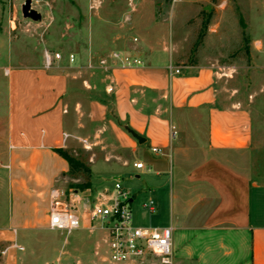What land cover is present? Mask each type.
Returning <instances> with one entry per match:
<instances>
[{"label":"crops","instance_id":"obj_1","mask_svg":"<svg viewBox=\"0 0 264 264\" xmlns=\"http://www.w3.org/2000/svg\"><path fill=\"white\" fill-rule=\"evenodd\" d=\"M83 1L86 25L73 64L67 53L47 66L38 51L33 62L8 58L1 69L0 264H31L40 250L1 255L24 244L20 186L48 197L70 169L56 150L74 148L90 155L96 192L112 188L103 172L154 177L148 190L157 209L143 210L160 211L157 227L173 228L174 264H264V184L248 163L259 140L255 108L223 95L212 62H188L191 23L213 0H171L169 8L154 0ZM114 52L143 65L122 68L111 58L105 68H88Z\"/></svg>","mask_w":264,"mask_h":264},{"label":"rangeland","instance_id":"obj_2","mask_svg":"<svg viewBox=\"0 0 264 264\" xmlns=\"http://www.w3.org/2000/svg\"><path fill=\"white\" fill-rule=\"evenodd\" d=\"M31 1L32 8L41 15L40 21L35 22L23 17L22 6L26 0H0V126L4 120L6 100L1 69L8 58L30 63L37 58L38 51L43 53L44 57L46 53L75 55L80 42V30L82 25H86L81 21L80 15L84 6L88 9V4L83 0ZM154 1H163L165 8L170 7L171 1ZM191 25L194 28V55L191 54L188 62L199 59L212 62L217 69L223 95H234V99L243 100L255 108L259 140L248 163L257 172L253 176L254 180L264 184V0H213ZM210 28L213 34L209 38ZM105 58L101 57L97 62L87 64L88 68L94 69L97 63L100 68H105L107 65L101 63ZM2 142L0 140V144ZM68 152L76 161L89 168L90 155L86 150L74 148ZM8 157L10 164L11 159L9 155ZM7 166L9 165H4ZM103 175L109 179L112 186L120 179L126 188L134 195L136 193L137 198L132 205L136 225H162L165 219L163 213L157 211L155 214H148L142 208L152 200L157 209V199L148 190V187L155 185L153 176L142 174L137 179L135 174L121 176L103 172ZM90 183L91 173L89 176L86 171H82L72 175L69 169L53 187L75 188L93 194L98 189L92 188ZM20 188L17 227L24 242L22 247H27L26 252H30L33 247L40 249L32 256L34 259L30 260L31 264H115L107 260L105 238L101 231L90 230L87 228L88 224L71 235L49 230V199L45 189L34 192L22 185ZM6 195L9 193L5 190L4 199ZM4 210L6 211V208ZM126 264L155 263L151 261Z\"/></svg>","mask_w":264,"mask_h":264},{"label":"built area","instance_id":"obj_3","mask_svg":"<svg viewBox=\"0 0 264 264\" xmlns=\"http://www.w3.org/2000/svg\"><path fill=\"white\" fill-rule=\"evenodd\" d=\"M137 41V39H134ZM61 53L45 54L47 66L62 59ZM120 63L122 68H135L143 65L139 58L114 52L110 58L101 60L107 65L109 59ZM69 61L75 62V55H69ZM180 71L177 69L176 73ZM68 136L65 135V138ZM155 154L162 153L159 148H152ZM137 170H143L144 164L135 163ZM48 228L71 235L81 230L86 224L90 230L101 231L105 238L107 260L115 264L151 262L155 264H174L172 227L138 226L134 220V194L120 180H116L111 189L87 194L75 188L52 187L48 192ZM147 212H154V203L143 205ZM14 232L17 231L14 229ZM24 248L17 242L4 248L1 255H7L10 248Z\"/></svg>","mask_w":264,"mask_h":264},{"label":"trees","instance_id":"obj_4","mask_svg":"<svg viewBox=\"0 0 264 264\" xmlns=\"http://www.w3.org/2000/svg\"><path fill=\"white\" fill-rule=\"evenodd\" d=\"M166 1H169L170 2L171 0H166ZM197 45H198V43H196L195 46H197ZM56 153L68 162L69 167H70V174L76 175L78 173H81L82 171H86L89 174V176H90V173L91 172H90L89 168H87L86 166H84L80 162L76 161L69 154V152H67L64 149H58V150H56Z\"/></svg>","mask_w":264,"mask_h":264},{"label":"water","instance_id":"obj_5","mask_svg":"<svg viewBox=\"0 0 264 264\" xmlns=\"http://www.w3.org/2000/svg\"><path fill=\"white\" fill-rule=\"evenodd\" d=\"M22 15L25 19H31L35 22L41 20V15L32 8L31 0H26L25 4L22 6Z\"/></svg>","mask_w":264,"mask_h":264}]
</instances>
